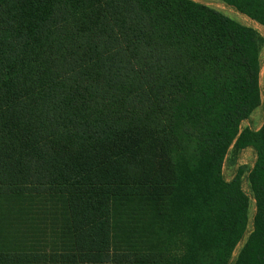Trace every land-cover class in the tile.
<instances>
[{
	"label": "trees",
	"instance_id": "trees-1",
	"mask_svg": "<svg viewBox=\"0 0 264 264\" xmlns=\"http://www.w3.org/2000/svg\"><path fill=\"white\" fill-rule=\"evenodd\" d=\"M264 27V0H220ZM258 33L190 0H0V264H264Z\"/></svg>",
	"mask_w": 264,
	"mask_h": 264
},
{
	"label": "rangeland",
	"instance_id": "rangeland-1",
	"mask_svg": "<svg viewBox=\"0 0 264 264\" xmlns=\"http://www.w3.org/2000/svg\"><path fill=\"white\" fill-rule=\"evenodd\" d=\"M198 4L205 5L209 8L215 9L234 21L254 29L262 39L261 49L259 53L260 60V71H259V88H260V101L259 105L247 120L242 121L240 124V129L249 128L251 130H258L264 121V27L250 21L246 16L238 13L233 8L225 5L220 0H190ZM255 161V153L251 148H246L237 154L233 155L231 152L228 153L227 157L222 166V177L224 180L229 181L235 174L238 167L243 168V173L241 176V186L243 191L249 197V209H248V225L247 234L244 238L235 246L227 264H234L239 250L245 243L248 232L251 230V222L254 214V202L251 198V193L249 191V184L247 181L248 171L252 168Z\"/></svg>",
	"mask_w": 264,
	"mask_h": 264
},
{
	"label": "bare ground",
	"instance_id": "bare-ground-1",
	"mask_svg": "<svg viewBox=\"0 0 264 264\" xmlns=\"http://www.w3.org/2000/svg\"><path fill=\"white\" fill-rule=\"evenodd\" d=\"M251 21V20H250ZM253 22V21H252ZM257 24V23H256ZM259 25V24H258Z\"/></svg>",
	"mask_w": 264,
	"mask_h": 264
}]
</instances>
